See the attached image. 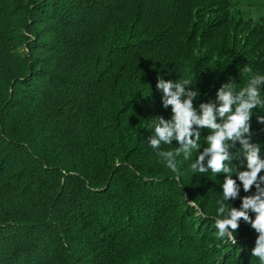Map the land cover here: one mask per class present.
<instances>
[{
	"label": "trees",
	"instance_id": "trees-1",
	"mask_svg": "<svg viewBox=\"0 0 264 264\" xmlns=\"http://www.w3.org/2000/svg\"><path fill=\"white\" fill-rule=\"evenodd\" d=\"M241 1L0 0V264H257L248 223L216 238L223 177L192 174L197 152L178 179L145 143L158 78L205 103L264 74V1Z\"/></svg>",
	"mask_w": 264,
	"mask_h": 264
},
{
	"label": "clouds",
	"instance_id": "clouds-1",
	"mask_svg": "<svg viewBox=\"0 0 264 264\" xmlns=\"http://www.w3.org/2000/svg\"><path fill=\"white\" fill-rule=\"evenodd\" d=\"M241 71L247 73L251 69L245 67ZM156 88L161 92L162 107L170 108V114L167 119L158 116L150 121L151 133L145 143L178 179L183 175L178 169V158L190 161L197 152L189 164L192 174L223 177L219 183L222 198L216 201L213 218L216 238L234 245L236 230L243 220L257 234L251 254L258 258L257 264H264V147L251 142L250 132L253 109L264 107V74L253 75L239 90L233 82L225 83L216 91L215 99L205 103L199 102V90L190 86L187 79L161 77ZM255 116L264 124V116ZM205 129L208 133L201 148ZM173 141L174 150H162V145L171 146ZM241 189L244 193L252 189L254 192L240 196ZM238 198L239 207H233L230 201ZM188 205L194 216H206L195 201Z\"/></svg>",
	"mask_w": 264,
	"mask_h": 264
},
{
	"label": "rangeland",
	"instance_id": "rangeland-1",
	"mask_svg": "<svg viewBox=\"0 0 264 264\" xmlns=\"http://www.w3.org/2000/svg\"><path fill=\"white\" fill-rule=\"evenodd\" d=\"M264 0H242V4H241V8L245 9V10H250L249 5L252 4L254 5L252 10H253V14H257L258 11L256 10L258 6H260V4L263 3Z\"/></svg>",
	"mask_w": 264,
	"mask_h": 264
}]
</instances>
